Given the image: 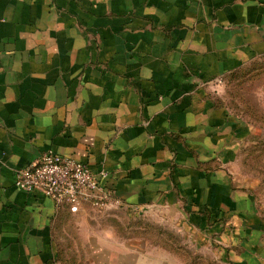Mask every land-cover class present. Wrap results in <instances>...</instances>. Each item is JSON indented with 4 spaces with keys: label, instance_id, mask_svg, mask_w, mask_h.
<instances>
[{
    "label": "crops",
    "instance_id": "1",
    "mask_svg": "<svg viewBox=\"0 0 264 264\" xmlns=\"http://www.w3.org/2000/svg\"><path fill=\"white\" fill-rule=\"evenodd\" d=\"M262 64L264 0H0V264H264V123L227 89ZM47 152L117 202L18 190Z\"/></svg>",
    "mask_w": 264,
    "mask_h": 264
},
{
    "label": "built area",
    "instance_id": "2",
    "mask_svg": "<svg viewBox=\"0 0 264 264\" xmlns=\"http://www.w3.org/2000/svg\"><path fill=\"white\" fill-rule=\"evenodd\" d=\"M106 172L94 175L87 166L71 158L47 152L16 171L15 187L27 194L39 193L57 205L68 204L78 213L84 204L103 209L117 200L101 185Z\"/></svg>",
    "mask_w": 264,
    "mask_h": 264
},
{
    "label": "rangeland",
    "instance_id": "3",
    "mask_svg": "<svg viewBox=\"0 0 264 264\" xmlns=\"http://www.w3.org/2000/svg\"><path fill=\"white\" fill-rule=\"evenodd\" d=\"M256 67H258V66H255V69H256ZM239 75L240 76H238L236 79H231L230 83H229V85L227 87L228 94H229V97H230V99H229L230 100V104L232 106H234V107H237L239 105V102H240L239 98H241L242 96L248 97V95L244 94V90L254 88L256 86L255 85V83H256L255 80H259L258 75L256 74V72L247 73V72L243 71ZM251 81H253V84H251ZM245 86H246V89H245ZM257 156H258V158L254 159L251 162H253V164H256L255 166L259 167L260 164L263 163L262 161L264 160L263 159L264 158V151H261V155L259 154ZM258 169L259 168H254L253 171H257ZM144 223H147V221L146 220H141L140 224L139 223L138 224L134 223V224H132V227H133V229L136 228L137 232H140L141 228L145 227ZM122 226H123V232H121V231H119V232L124 234V235H129L131 233V230H130L131 226L126 225V224H122ZM177 243H179V242H177Z\"/></svg>",
    "mask_w": 264,
    "mask_h": 264
},
{
    "label": "trees",
    "instance_id": "4",
    "mask_svg": "<svg viewBox=\"0 0 264 264\" xmlns=\"http://www.w3.org/2000/svg\"><path fill=\"white\" fill-rule=\"evenodd\" d=\"M263 66L264 65L262 64L261 66L256 67V69H255V66H254L252 68L251 72H257V71H259V72H261V74L264 75V67ZM238 76H240L238 73L233 74V78L232 79H236ZM239 101H240L239 102V105L238 106L236 105L237 108H239V110L245 111L246 113L251 114V116H253L255 118V120L261 121L262 123H264V114L259 115L257 113V109L253 106V103H252V99L251 98L246 97V96H242L241 98H239ZM260 155H261V153H260ZM254 157L252 156V158L249 160V164H250L252 170L254 168H260L257 171H259L261 174L262 173L264 174V171H263L264 165L263 164H260V166L257 167V166H255L256 164H253V162H251L254 159H257L258 158V157H255V158ZM261 166H262V169H261ZM195 259L196 260L198 259V262H199V258H195ZM202 263L203 264H218L217 262L210 261V260H205V259L202 261Z\"/></svg>",
    "mask_w": 264,
    "mask_h": 264
}]
</instances>
